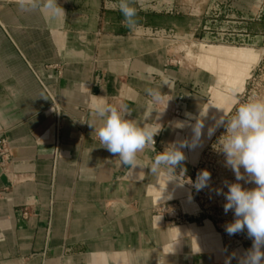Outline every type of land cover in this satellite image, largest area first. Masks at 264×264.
<instances>
[{"label": "crops", "instance_id": "crops-1", "mask_svg": "<svg viewBox=\"0 0 264 264\" xmlns=\"http://www.w3.org/2000/svg\"><path fill=\"white\" fill-rule=\"evenodd\" d=\"M118 2L58 0L65 15L51 19L0 0V264H240L245 248L199 208L189 181L246 79L229 93L218 73L186 61L182 43L220 8L226 27L210 34L234 40L204 46L240 49L243 15L261 20L263 0H137L135 28ZM98 104L160 128L142 167L102 147L90 126L101 124ZM181 142L190 146L175 172L151 173L153 158ZM171 202L186 223L157 211Z\"/></svg>", "mask_w": 264, "mask_h": 264}, {"label": "clouds", "instance_id": "clouds-1", "mask_svg": "<svg viewBox=\"0 0 264 264\" xmlns=\"http://www.w3.org/2000/svg\"><path fill=\"white\" fill-rule=\"evenodd\" d=\"M21 11L42 10L49 18L56 19L65 15L58 0H16ZM137 0H119L118 10L124 17L123 23L129 28L137 26ZM148 95L154 102L161 99L159 90L148 89ZM235 114L225 120L221 118L216 127L225 125L226 134L220 138V147L226 157V164L235 174L236 181L245 180L254 183L256 187L244 188L239 182L227 184L224 212L233 211L234 219L225 225L228 235H235L247 230V236L252 240V246L246 250L240 264H264V101L254 100L240 103L237 101ZM92 112L101 124L93 127L95 136L102 147L106 148L119 163L128 166L133 171L142 167L138 155L146 148H154V137L160 128L144 123L142 126L135 120L127 119L130 113L116 106L98 104L92 106ZM203 123L197 121L193 126L194 139L201 136ZM215 132V127L209 130ZM222 141V143H221ZM187 142L173 144L159 152L150 162L153 174L161 171L174 173L177 166L185 160L181 149L189 147ZM243 168V173L241 172ZM210 173L201 171L193 187L199 191L208 186Z\"/></svg>", "mask_w": 264, "mask_h": 264}, {"label": "rangeland", "instance_id": "rangeland-1", "mask_svg": "<svg viewBox=\"0 0 264 264\" xmlns=\"http://www.w3.org/2000/svg\"><path fill=\"white\" fill-rule=\"evenodd\" d=\"M261 13L262 19L258 21L251 20L253 16H251L249 12L243 15L244 17H247V28L244 33L248 36H246L245 38H241L239 40V43H236V45L240 47V49L223 46H204L206 44L225 43L222 41H218L216 38H213L215 34H210V32L214 29L220 30V28L226 27L224 26L225 23H223L222 20H227L229 18H221L223 15H226L224 13L216 17H209L207 16L208 14L205 15L204 22L202 23V26H200V31L193 37L183 38L184 42L182 44L184 47V54H186V61L192 63L191 65L195 66V62H197V60L199 59L200 64L205 68L218 73L220 77L224 78L223 80H225V87L228 92L232 91L231 93H234L235 91L242 90L244 82L241 80L245 81L246 79L245 88L236 96L230 112L224 119L225 124L227 122V118H230L235 114L236 107L238 106L237 101H239L240 103L254 100L264 101V0ZM183 23L184 25H190V23H187L186 20H184ZM230 28L233 31V29L239 30L243 27L241 26V28H239L238 25L235 24ZM189 31V29H186L185 33H189ZM207 32L209 35H207ZM255 35L257 37H255ZM213 47L246 51L249 53L250 58L247 61L241 62L239 64L236 62L237 64L234 69L237 68L238 71L236 69H233V64L235 63L227 66L226 71H228L229 73H226L225 69H223L224 67L217 68L216 70L211 67L213 65L212 63H210L209 66H207V64L205 63V50ZM230 67L231 69L229 70ZM244 74L246 77L244 76ZM235 76H238L240 79ZM243 77L245 78L242 79ZM225 134V125H220L210 143L202 151L197 169L199 170V172L207 170L210 173V180L207 187L196 191L194 198L198 206L209 211L211 215L216 219V222L219 223V225L222 227V231L227 234L225 231V225L233 221L234 213L233 211H229L228 213L224 212L223 206L226 203L225 196L218 193H227L228 188L226 185L230 183L239 182L246 189L254 188L256 187V185L254 183L246 182V175L245 180L236 181L234 172L232 171L230 166H227L226 164V157L222 152L219 143L220 138ZM241 172L243 173V168H241ZM228 236L241 244L245 248V250H248L252 246V240L248 238L246 229L244 232Z\"/></svg>", "mask_w": 264, "mask_h": 264}, {"label": "bare ground", "instance_id": "bare-ground-1", "mask_svg": "<svg viewBox=\"0 0 264 264\" xmlns=\"http://www.w3.org/2000/svg\"><path fill=\"white\" fill-rule=\"evenodd\" d=\"M205 57H206V61L205 63L207 64V66H209L210 63H212L213 65L211 66L212 68L216 69L217 68H221L224 67L223 69H225L226 71V67L230 66L231 64H233V69L236 66V64L241 63V62H245L250 58V55L248 52L246 51H241V50H231V49H226V48H210V49H206L205 50ZM237 62V63H236ZM231 69V67L229 68V70ZM237 70V68H235ZM234 69V70H235ZM247 69V68H246ZM245 69V70H246ZM219 70V69H218ZM238 71V70H237ZM240 71V70H239ZM228 71H226L227 73ZM234 72V71H233ZM232 72V73H233ZM229 73V72H228ZM231 73V72H230ZM240 73V72H239ZM242 73V72H241ZM224 74V72H223ZM234 74V73H233ZM246 74V73H245ZM244 74V76H245ZM238 77V76H235ZM246 77V76H245ZM245 77H243L242 79H244ZM239 78V77H238ZM240 79V78H239ZM244 82V80H241ZM240 86V85H239ZM238 87V86H237ZM242 89V88H240ZM237 90V89H235ZM230 92V91H229ZM232 92V91H231ZM230 92V93H231ZM224 93V92H223ZM215 98L218 102H223L224 100H227V96L218 92V90L215 93ZM219 104H216V107H218ZM217 112V111H215Z\"/></svg>", "mask_w": 264, "mask_h": 264}, {"label": "built area", "instance_id": "built-area-1", "mask_svg": "<svg viewBox=\"0 0 264 264\" xmlns=\"http://www.w3.org/2000/svg\"><path fill=\"white\" fill-rule=\"evenodd\" d=\"M214 13V14H213ZM211 13V15H214L215 17L224 13V10H221L220 8L215 9L214 12ZM212 16V17H214ZM213 38H216L218 41H222V42H228L229 40H234L231 39V37L227 36H222V35H215L213 36ZM155 140V145L158 143V137L157 135L154 137ZM0 150L3 153V159H6L7 153L5 151V142L3 140L0 141ZM199 170L197 169V167L195 168L194 172H193V183L195 182L198 174H199ZM193 183L191 185V190H192V195L193 197H195L196 194V189L193 187ZM200 208V207H199ZM201 210L207 212L208 214L211 215V213L209 211H207L206 209L200 208ZM157 211L159 213H161L163 216H165V218L167 219L168 222L170 223H176V224H184L187 222L186 220V213L185 211H183L179 204L177 202H171V203H166V204H162L161 206H159L157 208ZM217 226L220 230H223L222 227L219 225V223H217Z\"/></svg>", "mask_w": 264, "mask_h": 264}]
</instances>
